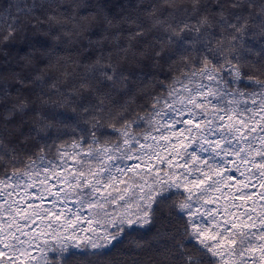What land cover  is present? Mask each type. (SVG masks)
Segmentation results:
<instances>
[{
  "label": "snow or ice",
  "instance_id": "snow-or-ice-1",
  "mask_svg": "<svg viewBox=\"0 0 264 264\" xmlns=\"http://www.w3.org/2000/svg\"><path fill=\"white\" fill-rule=\"evenodd\" d=\"M105 7L0 9V264H264V0Z\"/></svg>",
  "mask_w": 264,
  "mask_h": 264
},
{
  "label": "trees",
  "instance_id": "trees-1",
  "mask_svg": "<svg viewBox=\"0 0 264 264\" xmlns=\"http://www.w3.org/2000/svg\"><path fill=\"white\" fill-rule=\"evenodd\" d=\"M68 2H70V0H65V3ZM81 2L84 4L95 5L97 3V0H81ZM101 2L106 5L105 11L109 15H112L123 11L124 8H127L129 11H131L132 8H134L137 5L138 0H101ZM8 3L9 0H0V9L6 7ZM147 3L148 0H144V4L146 5ZM113 5H116V7H113ZM120 5H123L124 8H121ZM130 5L131 7H129ZM93 10L94 9L92 8H82L81 14L87 15L88 12ZM68 27L70 28L71 25H68ZM124 27L125 29L127 28V26ZM109 31L116 32L117 29L113 28V29H109ZM89 38L92 40H96L99 38V31L97 30L95 24L93 25L92 33L89 34ZM38 39L40 40L41 45L44 48V52H48L51 55L53 62H55L58 58H65L68 54H71L72 59H76L74 50L78 47V45L68 44L67 38H62L64 42L58 43L55 48V51H50L49 46L52 44V41L48 40L46 37L42 35L39 36ZM80 39L83 44H87V39L84 38V34L81 35ZM124 42L125 41L121 39L120 43L124 44ZM104 47L106 49H109L112 47V45L106 42L104 44ZM9 48L11 49V54L9 56V59L12 60V63L8 65V67L11 68H15L16 63H24V61H22L20 58L30 52V49L20 40H17L13 45H10ZM44 52L36 51L32 53V55H34L40 63H43L41 57L44 55ZM3 58H4L3 54H0V61H2ZM15 70L19 71V69H15ZM81 71H83V69H81ZM0 72H4V76L0 78V83H8L9 85H11V89H14L17 85L15 84V81L12 79L11 74L7 72L6 68L3 67H0ZM169 230H175L178 232L182 230V226L178 221H172L171 225L169 226ZM155 232H156V228H153L151 232H148L147 230H138V235L143 236L145 241H152ZM137 253H139V255H137ZM148 259H149L148 255H145L144 252L135 248L134 237H129L125 240V242L121 246H119L117 250L114 251L112 257L110 258L109 264H132L133 260L139 261L140 264H147Z\"/></svg>",
  "mask_w": 264,
  "mask_h": 264
}]
</instances>
